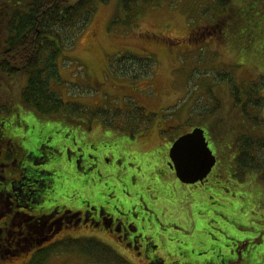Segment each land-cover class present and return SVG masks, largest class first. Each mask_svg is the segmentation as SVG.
<instances>
[{
  "label": "flooded vegetation",
  "instance_id": "af4514ba",
  "mask_svg": "<svg viewBox=\"0 0 264 264\" xmlns=\"http://www.w3.org/2000/svg\"><path fill=\"white\" fill-rule=\"evenodd\" d=\"M216 114L212 118L213 126ZM112 123L114 125L109 126L100 120L91 128L81 127L80 144L77 136L70 139L54 134L42 143L37 137L18 136L15 140L11 134L0 135L1 252L12 255L32 252L28 255L29 261L42 248L51 246L58 236L59 239L93 236L111 245L132 264H249L251 257L264 253V217L262 220L248 218L250 229H247L248 237L243 238L231 222L238 219L216 211L227 199L225 189H233L231 184H242L255 176L259 181L258 192H261V185L264 189V180L261 181L258 173L262 170L249 169L251 163L244 160L247 156H240L241 152L236 153L232 145L239 136L231 137L228 142L230 152L226 165L209 139L216 156L215 166L203 181L192 184L198 189L190 192V198L207 203L204 214L213 216L210 222L215 224L213 228L219 237L213 238L207 229V234L204 232L203 225L206 228L209 225L204 219L200 222L192 212L180 209L184 208L182 191L176 186L169 189L174 175L179 179L170 158V148L179 135L170 141L166 158L168 168L156 172L166 159L154 147L166 140L157 136L156 143L145 142L142 134L148 132L143 130L149 123L146 121H131V127L132 124L138 127L134 130L114 129L119 122ZM127 126L126 123L124 128ZM103 130L109 131L116 142L100 141L99 134ZM261 147L260 143L257 148ZM131 153V160H138L137 163L126 162ZM45 163L50 167H45ZM105 184H108V193L102 190ZM79 192L89 194L95 201H86L83 197L74 200L69 196ZM243 195L234 194L236 197ZM161 218L176 219L183 225L193 221L195 231H187L183 236L179 233L183 230L176 227L173 235L167 234L163 230L165 224L159 221ZM253 221L256 222L250 225ZM253 227L258 232L250 235ZM218 239L225 242H217ZM185 245L202 247L212 257L193 256Z\"/></svg>",
  "mask_w": 264,
  "mask_h": 264
},
{
  "label": "rangeland",
  "instance_id": "374dc122",
  "mask_svg": "<svg viewBox=\"0 0 264 264\" xmlns=\"http://www.w3.org/2000/svg\"><path fill=\"white\" fill-rule=\"evenodd\" d=\"M98 5L91 21L76 36L75 43L69 45L59 58L58 74L60 80L52 81V88L58 91L65 100L84 104L87 110L106 108L108 114L105 119L119 122V124L116 123L118 128H124L127 123V115L132 114L118 110L120 108L128 110L136 103L148 111L156 113L152 123L143 129L148 132L142 135H144L143 140L148 141V143H156L157 136L160 140L162 138L166 140L165 143L154 147V150L159 152L163 159L167 158L171 145L170 141L173 140L174 136L191 131L196 126L206 130V124L199 122H207L212 117L209 115L213 113L209 111H211L210 107L216 108L219 100L217 95L220 93L219 96L231 97L229 94L231 89L236 92L235 88L230 87L232 86L231 79L240 88L243 84H249L254 80L263 83L264 70L257 71L254 75L248 74L250 77L246 76L241 61L236 58L228 61V54L224 51L230 46L238 48L250 44L254 48L260 45L261 40L254 38L255 34L252 33L254 24L251 21H244V15L247 12L253 13V17L264 16V8L259 6L258 0H232L226 9L220 7L217 0H152L149 3L139 2L134 6V9L132 6L129 9H124L119 0H109L106 3H98ZM232 6L235 7L239 19L237 22H230L229 29L227 26L223 27V33H219L215 37L213 33L216 34L215 30L219 29L218 23L223 20L221 19L223 17L222 12L228 11ZM209 29L213 31L211 34H207ZM1 31L0 28V49L2 47L1 39H3ZM203 33L207 35H203ZM219 40L222 41L217 43ZM133 53L151 55L155 58L153 65H151L152 73L134 81L121 74L125 68H132V62L135 61V58L125 59L117 68L118 60L122 56L128 57ZM141 55L138 57H142ZM255 56L263 57L258 53H255ZM137 62L139 60L133 63V69L143 70V67ZM27 79L25 80L24 76L21 75L13 77L0 75L1 105H8L11 99L19 98V93L27 83ZM231 109H233L231 105L225 106L222 103L215 112L223 115L227 113L228 121ZM0 110V115L7 112L4 111L3 107ZM208 113L210 114L208 115ZM260 113L261 118L264 119V105ZM20 118L24 120V123L18 122L16 124L13 122L17 125L14 133L23 135L25 139L37 137L44 143L48 137L53 136L56 132L59 137L67 136L71 139L77 136L80 144L79 134L82 132V128L78 125L41 119L30 109L22 110ZM121 121H126V123L121 124ZM219 125L216 124L213 129L222 132L220 130L222 125ZM223 126L230 127L228 124ZM213 129L211 132L214 134ZM236 136H239V133ZM262 136L264 137V133ZM99 140L104 143L116 142L109 131L105 130L99 134ZM258 141L264 144V138ZM110 147L111 145H109ZM257 151L254 149L253 155H250V161L253 160L254 164L261 165L254 170H260L264 167L262 162L264 161V147L257 149ZM229 152L230 150H227L226 155H229ZM131 158L132 153L126 162H138V160H131ZM167 161V159L162 161L163 165L156 169V172H159V169H167ZM44 166L50 167L46 163ZM171 172L174 174L173 171ZM258 173L261 174L262 181V172L259 171ZM61 175L60 177H62ZM246 178L248 179V177ZM255 183L259 185L258 179L254 176L242 184H231L233 189L231 191L225 189L224 196H227V199L224 200L222 206L218 205L216 209V211H223L225 215H230L232 208L237 213L242 210V206L247 202L245 198L242 199L243 196L249 197L251 202H255L250 215L242 212L231 215L239 220L231 222L238 227L237 229L243 238L248 237L249 231L244 230L239 225L247 226L248 218L262 220L264 217V193L258 192L260 196L256 201L254 190L249 189V186ZM107 186L108 184H105L102 189L104 193H108ZM173 186H176L183 193L182 205L184 208L180 209L193 212L194 216L200 219V222L204 219V222L209 224L207 230L213 238H219L218 232L213 228L215 224L210 222L213 216L210 213L204 214L205 208L195 205L190 198V192L198 188L175 179V175L174 180L169 183V189ZM260 189L264 192L263 185L260 186ZM236 192L244 195L236 197L234 196ZM69 196H73L74 200L83 197L86 201H95L87 193L79 192L76 195L72 193ZM159 221L165 224L163 230L167 234L173 235L177 231L176 227L183 230V232H179L183 236L186 235L187 231L190 233L195 231L193 221H189L186 225L176 219L168 221L161 218ZM253 229L250 235L258 232L255 227ZM219 241L225 242L222 239L217 240V242ZM259 247L261 246L259 245ZM185 248H189L193 256H199L203 259L212 257V254H206L202 247L185 245ZM31 254L32 252L23 255ZM34 255L29 261L27 260L29 256H2L0 264H30L36 256ZM93 263L86 255L79 252L64 253L62 251L53 252L43 264ZM136 264L144 263L137 262Z\"/></svg>",
  "mask_w": 264,
  "mask_h": 264
},
{
  "label": "trees",
  "instance_id": "16d2710c",
  "mask_svg": "<svg viewBox=\"0 0 264 264\" xmlns=\"http://www.w3.org/2000/svg\"><path fill=\"white\" fill-rule=\"evenodd\" d=\"M109 0H0V28L2 29L1 49H0V75H6L9 77L21 75L24 76L27 83L22 87L20 96L17 99H11V102L6 105H1L5 114L0 115V135L11 134L18 139V136H23L18 133H14L17 129L18 122L24 123L21 120L22 110H32L41 119H47L50 121H62L72 125H78L83 128H91L94 122L103 120L107 122V125L113 126L114 121L111 119H105L108 114L106 108H99L95 110H87L84 104L79 102H69L65 100L62 95L52 88V81L60 80L58 74V61L65 49L75 43L76 36L85 27L94 15V11L97 8L98 3H106ZM152 0H119L124 9H129L132 6H136L139 2L149 3ZM220 7L227 8L232 0H217ZM259 6L264 8V0H258ZM223 19L218 23V30L215 37L219 33H223L225 26L229 29L230 22H237L239 15L236 14L235 7L232 6L228 11H224ZM225 14V15H224ZM244 21H251L254 25L252 33L255 34L254 38L260 39L259 46L252 48L250 44L241 46L238 48L229 47L224 49L228 54V61L232 58H236L243 62V68L245 69L246 76L254 75L255 72L264 70V16L253 17V13H245ZM256 25V26H255ZM204 32V31H203ZM210 29L208 33H212ZM203 33V35H207ZM257 34V35H256ZM222 40H219L220 43ZM218 48V47H215ZM255 53L260 54L263 57H256ZM130 55V54H129ZM133 53L131 56H122L118 60L117 68L120 63L125 59L132 57L135 61L143 67V70L137 68H125L123 70V76H127L130 79L137 80L152 73L151 65L155 58L151 55H141ZM231 56V58H230ZM230 58V59H229ZM227 60V58H226ZM133 69V70H132ZM120 72V71H119ZM249 74V75H248ZM250 77V76H249ZM254 80V78H253ZM259 80V79H258ZM232 82V88L236 89V92L231 91L230 96L224 97L217 95L218 104L215 109L210 107V113H216L222 103L225 106L233 107L230 112L229 120L226 114H216V124L222 125L218 132L213 129L212 118L213 115H209L210 119L205 122H199L206 124L205 131L207 140H212L215 148H217L221 159L226 165L228 155L226 151L229 147L230 138L239 133V140L236 141L233 147L236 148V153L242 152L240 156L246 155L247 159H243L248 163H251L252 167L249 169H255L258 166L254 164L250 155H253L254 149L257 151V147L260 145L258 140L264 138V119L261 118V108L264 105V79L263 83L259 81H251L249 84H243L240 88L236 83ZM242 89V91L240 90ZM212 93V92H210ZM135 103V102H134ZM220 105V106H219ZM26 107V108H24ZM256 108V110H253ZM27 109V110H26ZM17 110V111H16ZM120 111L131 112L127 115L128 126L123 128L125 130L138 129L132 124L131 121H146L152 122L155 119L156 113L148 111L145 107L135 103L131 109H118ZM1 112V110H0ZM12 113V114H11ZM118 114L119 111H117ZM264 116V114H263ZM19 118V120H17ZM262 121V122H261ZM15 122L16 124H13ZM146 124V128L148 127ZM229 125L227 128L223 125ZM219 125V126H220ZM113 127L118 129L117 125ZM28 127V125H27ZM200 127V126H199ZM213 129L214 134L211 132ZM56 136V132L54 133ZM257 140V141H256ZM243 141V142H242ZM210 146V143H209ZM264 147V144H263ZM212 150V144H211ZM227 149V150H226ZM253 150V151H252ZM258 152V151H257ZM263 165H264V161ZM247 163V164H248ZM253 164V165H252ZM250 166V165H248ZM264 180V167L261 169ZM250 179V178H249ZM60 180V179H59ZM250 190H254L255 199L258 200L260 194H258L259 185L255 183L249 186ZM207 193L209 191L207 190ZM261 194L264 192L261 191ZM247 200L246 204L242 206V210L235 211L233 208L230 215H236L240 212L250 215L252 207L255 202H251L249 197L243 196ZM195 205H199L202 208L207 207V203H198L193 200ZM192 214H194L192 212ZM224 214V213H223ZM228 216V214H227ZM253 221L250 225L254 224ZM206 230L205 224L203 225ZM246 230L250 229L246 226ZM207 234V230L204 231ZM71 253L79 252L86 255L93 264H132V261L126 256L121 255L111 245L102 241L96 237H78V238H64L56 239L50 247L42 248L39 253L32 259L30 264H43L45 259L50 257L53 252ZM1 252V251H0ZM1 252L2 256H14ZM19 256V254H15ZM28 256V255H20ZM249 264H264V253H258V256L251 257Z\"/></svg>",
  "mask_w": 264,
  "mask_h": 264
},
{
  "label": "water",
  "instance_id": "95a60500",
  "mask_svg": "<svg viewBox=\"0 0 264 264\" xmlns=\"http://www.w3.org/2000/svg\"><path fill=\"white\" fill-rule=\"evenodd\" d=\"M171 166L180 181L195 184L211 172L216 157L209 146L205 131L195 127L179 136L170 148Z\"/></svg>",
  "mask_w": 264,
  "mask_h": 264
}]
</instances>
